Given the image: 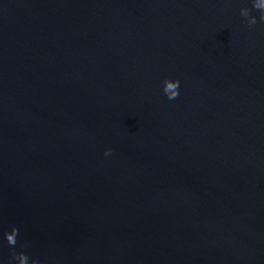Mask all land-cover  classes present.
<instances>
[{
    "label": "water",
    "instance_id": "1",
    "mask_svg": "<svg viewBox=\"0 0 264 264\" xmlns=\"http://www.w3.org/2000/svg\"><path fill=\"white\" fill-rule=\"evenodd\" d=\"M262 18L0 0V264H264Z\"/></svg>",
    "mask_w": 264,
    "mask_h": 264
},
{
    "label": "clouds",
    "instance_id": "2",
    "mask_svg": "<svg viewBox=\"0 0 264 264\" xmlns=\"http://www.w3.org/2000/svg\"><path fill=\"white\" fill-rule=\"evenodd\" d=\"M264 22V18H262V21ZM253 23H255V21H253ZM166 84L165 89L163 90L165 92V96L167 97L168 100H173L176 99L179 95L178 92V88H179V81H172L171 83H169V80H165L164 81ZM111 150H107L104 154L105 155H110ZM13 231H15L18 235V230L16 228L13 229ZM4 238L7 241L9 246H15L16 242H14L12 240V237L7 235V233H4ZM15 255H24L25 257H27L25 254L23 253H18ZM35 264H37V262L35 261Z\"/></svg>",
    "mask_w": 264,
    "mask_h": 264
}]
</instances>
